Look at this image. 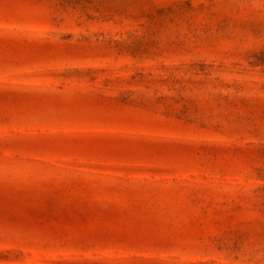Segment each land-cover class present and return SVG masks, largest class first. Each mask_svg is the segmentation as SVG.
Returning a JSON list of instances; mask_svg holds the SVG:
<instances>
[{"label": "rangeland", "instance_id": "obj_1", "mask_svg": "<svg viewBox=\"0 0 264 264\" xmlns=\"http://www.w3.org/2000/svg\"><path fill=\"white\" fill-rule=\"evenodd\" d=\"M0 264H264V0H0Z\"/></svg>", "mask_w": 264, "mask_h": 264}]
</instances>
